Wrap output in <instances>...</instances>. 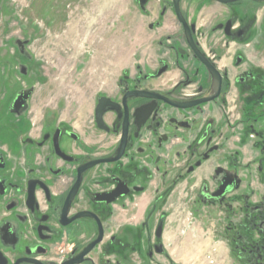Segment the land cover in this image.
<instances>
[{"label":"flooded vegetation","instance_id":"flooded-vegetation-1","mask_svg":"<svg viewBox=\"0 0 264 264\" xmlns=\"http://www.w3.org/2000/svg\"><path fill=\"white\" fill-rule=\"evenodd\" d=\"M0 264H264V0H0Z\"/></svg>","mask_w":264,"mask_h":264},{"label":"rangeland","instance_id":"rangeland-1","mask_svg":"<svg viewBox=\"0 0 264 264\" xmlns=\"http://www.w3.org/2000/svg\"><path fill=\"white\" fill-rule=\"evenodd\" d=\"M86 12H89L91 10V7L90 9L89 8H85L84 9ZM76 11H73V14H70V16L66 19H63L59 14V13H54L53 11V15H52V18H51V21H52V37H53V42H61V39L59 36L60 33L62 32H65L66 34L68 33L69 35V39L70 41L72 42H75V43H79L80 45L85 44L87 42H91L90 41H87L89 40L88 38L94 36V39H95V42H97V39H96V36L97 34H93V35H90L91 34V30L96 28L97 25L95 23H93L94 20H92L91 17H88L86 15H80V11H77L78 13H75ZM61 18H62V22H61ZM118 19H116L117 21ZM19 22V21H17ZM16 23V22H15ZM58 23V24H57ZM27 25V23H26ZM123 23H117L115 24V34H114V41H115V45H116V53H120L119 58H124L125 57V53L126 51H124L127 47L124 46L125 42L126 41V37H125V34H124V29L122 27ZM103 26V25H101ZM111 36H112V33H111ZM87 46V45H86ZM79 47L77 46V51L76 52H73V50L71 51L72 54H70V58H74L73 61H75V59H85V60H92V59H95V58H98V54L97 53H93V49L92 48H87V47ZM88 51H90L88 53ZM99 57L100 58H104L105 55L103 56V51H99ZM72 55V56H71ZM96 55V56H95ZM107 55V53H106ZM60 58V57H59ZM65 59V55H63V57ZM54 59H57L54 57ZM76 63V61L74 62V64ZM73 64V65H74ZM72 65V66H73ZM215 247V245L213 246ZM217 248V247H215ZM220 255L221 254V251H220V247L218 248V252H217V255ZM216 255V256H217ZM214 256L213 259L216 257ZM218 260V258H215Z\"/></svg>","mask_w":264,"mask_h":264}]
</instances>
